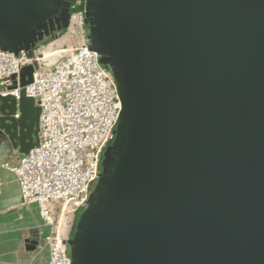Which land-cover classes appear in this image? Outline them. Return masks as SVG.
<instances>
[{
  "label": "water",
  "instance_id": "1",
  "mask_svg": "<svg viewBox=\"0 0 264 264\" xmlns=\"http://www.w3.org/2000/svg\"><path fill=\"white\" fill-rule=\"evenodd\" d=\"M72 1L0 0V51L40 55ZM83 13L120 112L66 237L70 264H264V0H84ZM40 114L23 89L0 96L21 155Z\"/></svg>",
  "mask_w": 264,
  "mask_h": 264
},
{
  "label": "built area",
  "instance_id": "2",
  "mask_svg": "<svg viewBox=\"0 0 264 264\" xmlns=\"http://www.w3.org/2000/svg\"><path fill=\"white\" fill-rule=\"evenodd\" d=\"M83 6L84 0H73L71 8L79 10L71 16L70 31L77 42L55 62L33 53L0 51V96L18 103L23 89L41 110L38 146L22 155L17 166L2 163L0 168L14 174L21 204L38 207L49 248L44 264H70L66 220L86 207L120 112L116 86L98 55L89 50ZM27 66L34 69L32 83L8 90L10 77Z\"/></svg>",
  "mask_w": 264,
  "mask_h": 264
},
{
  "label": "crops",
  "instance_id": "3",
  "mask_svg": "<svg viewBox=\"0 0 264 264\" xmlns=\"http://www.w3.org/2000/svg\"><path fill=\"white\" fill-rule=\"evenodd\" d=\"M21 154L0 132V164L17 166ZM46 234L36 204L22 205L19 186L12 172L0 168V264H44L48 247L26 251L24 241Z\"/></svg>",
  "mask_w": 264,
  "mask_h": 264
},
{
  "label": "rangeland",
  "instance_id": "4",
  "mask_svg": "<svg viewBox=\"0 0 264 264\" xmlns=\"http://www.w3.org/2000/svg\"><path fill=\"white\" fill-rule=\"evenodd\" d=\"M77 42V35L74 31H63L59 35V38L56 40L45 39L39 46L38 51L40 53V57H45L46 60H53L59 57L61 54L64 53L65 50L72 48L75 46ZM81 212V211H80ZM79 212V213H80ZM77 214V216L79 215ZM75 217H69L66 220L65 230H64V237H68L70 235L71 230L73 229ZM49 252V249H48Z\"/></svg>",
  "mask_w": 264,
  "mask_h": 264
},
{
  "label": "flooded vegetation",
  "instance_id": "5",
  "mask_svg": "<svg viewBox=\"0 0 264 264\" xmlns=\"http://www.w3.org/2000/svg\"><path fill=\"white\" fill-rule=\"evenodd\" d=\"M71 29V19H70V24H69V28H68V31ZM67 31V30H66ZM57 36H58V38H59V33L57 34ZM57 38V39H58ZM48 39H51V40H56L55 38H48ZM33 240H36V241H38L39 242V246L41 245V244H43L44 243V241H45V239H42L41 238V236H37V237H35V238H32Z\"/></svg>",
  "mask_w": 264,
  "mask_h": 264
},
{
  "label": "trees",
  "instance_id": "6",
  "mask_svg": "<svg viewBox=\"0 0 264 264\" xmlns=\"http://www.w3.org/2000/svg\"><path fill=\"white\" fill-rule=\"evenodd\" d=\"M72 3H73V1H72ZM78 10H79V8H73V7H72L71 10H70V14H71V16H72L74 13H76ZM84 26H85V29H86V33L88 34L87 26H86L85 24H84ZM61 33H63V31L60 32L59 35H60ZM41 43H42V42H41ZM41 43H39V44L37 45L36 49H38V46H39ZM32 53H33V51L29 52L28 54H32Z\"/></svg>",
  "mask_w": 264,
  "mask_h": 264
}]
</instances>
